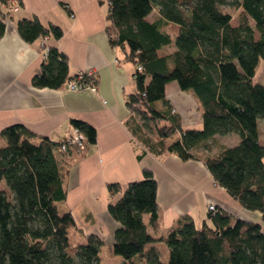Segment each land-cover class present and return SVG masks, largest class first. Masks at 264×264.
Returning <instances> with one entry per match:
<instances>
[{
	"label": "trees",
	"instance_id": "obj_1",
	"mask_svg": "<svg viewBox=\"0 0 264 264\" xmlns=\"http://www.w3.org/2000/svg\"><path fill=\"white\" fill-rule=\"evenodd\" d=\"M98 3L106 7L109 43L121 48L134 65L135 90L125 98L130 113L126 124L140 154L199 160L201 144L215 135L235 133V145L219 146L202 160L217 186L243 208L261 214V222H247L215 207L208 209L209 223L197 227L185 215L155 238L148 226L154 231L159 227L157 182L151 170L143 169L140 180L123 187L107 185L112 197L119 195L107 206L119 223L109 244L111 253L120 256L117 264H264V144L258 131V121L264 118V78L253 81L259 63H264V0ZM225 5L238 11L235 23L221 9ZM9 6V0H0V36ZM153 9L159 17L150 22L146 17ZM16 30L28 43L41 38V49L47 51L32 86H64L72 77L68 58L45 43L50 36L60 38L62 29L45 27L32 17L17 20ZM170 81L197 98L200 129H182L178 115L169 109L165 86ZM160 102L165 110L157 109ZM70 122L86 145L95 143L94 127L80 119ZM176 133L179 136L172 139ZM61 144L37 137L20 123L0 131V264H102L105 242L100 236L71 240L70 229L77 228L70 211L61 209L65 169L56 155L78 150L61 151ZM155 242L164 244L167 261Z\"/></svg>",
	"mask_w": 264,
	"mask_h": 264
},
{
	"label": "crops",
	"instance_id": "obj_2",
	"mask_svg": "<svg viewBox=\"0 0 264 264\" xmlns=\"http://www.w3.org/2000/svg\"><path fill=\"white\" fill-rule=\"evenodd\" d=\"M18 3L0 36V131L20 123L37 137L61 141L71 132V119H80L96 131L94 144L56 155L65 169L66 196L61 209L70 211L77 228L70 229L72 234L81 241L87 234H97L109 245L119 223L109 215L107 206L119 195L112 197L107 185L118 183L123 187L140 180L143 169L151 170L157 182L159 227L154 231L148 226L155 238L166 234L185 215L191 216L195 225L196 218L199 223H209L210 204L243 221L261 222L260 212L243 208L215 184L202 160L206 154L217 152L219 146L235 145L239 141L235 133L215 135L201 144L203 154L199 160L184 161L175 154L158 156L149 151L140 154L126 124L130 113L125 98L135 90L134 65L121 48L109 43L104 5L98 0H18ZM32 17L45 27L54 24L62 29L60 38L50 36L45 43L66 54L69 77L79 70L94 69L96 93L69 91L65 85L58 89L32 86L31 79L40 71L43 61L42 39L28 43L16 30L17 20ZM158 17L153 9L146 19L152 22ZM263 78L256 71L253 81L262 82ZM165 96L182 129L201 128V107L191 91L181 90L176 81H170L165 86ZM157 107L160 111L166 109L161 102ZM258 131L259 141L264 144V118L258 121ZM178 136L176 133L172 139ZM161 245L164 247L162 242L154 243L157 248Z\"/></svg>",
	"mask_w": 264,
	"mask_h": 264
},
{
	"label": "built area",
	"instance_id": "obj_3",
	"mask_svg": "<svg viewBox=\"0 0 264 264\" xmlns=\"http://www.w3.org/2000/svg\"><path fill=\"white\" fill-rule=\"evenodd\" d=\"M10 6L3 13L4 22L10 23V12L15 11L19 4L17 0H9ZM47 51H43V57H46ZM140 69V68H139ZM65 86L69 91H81L88 90L92 93H96V73L94 69H84L77 71L69 80L66 81ZM105 102V100H103ZM60 150L64 151L67 147H72L75 150H82L86 146L84 135L75 127L71 129L68 135L62 140ZM209 210H214L213 204L208 205Z\"/></svg>",
	"mask_w": 264,
	"mask_h": 264
},
{
	"label": "rangeland",
	"instance_id": "obj_4",
	"mask_svg": "<svg viewBox=\"0 0 264 264\" xmlns=\"http://www.w3.org/2000/svg\"><path fill=\"white\" fill-rule=\"evenodd\" d=\"M221 9H223L224 11L229 12L231 14L232 18H233L232 22L235 23L236 18H237V15H238V11H236L233 7H230L228 5L222 6ZM10 21H11V15H10ZM257 72H258V76H261V78H262L263 75H264V63L263 62H260L259 63V66L257 68ZM202 154L203 153H202L201 149L199 148V150L196 151V155L197 156H202ZM195 221H196L197 227H200L202 225L201 222L199 223L197 221V218H196ZM78 239L79 238L77 236H75L74 234H72V236H71L72 242L73 241L74 242L79 241ZM160 250H161L160 251L161 252V259L163 261H167V259H168V253H167L166 249L163 247V245L160 246ZM100 257H101V263L102 264H117L118 263L117 260H120V256H117V255H114V254L111 253L108 244H105L101 248Z\"/></svg>",
	"mask_w": 264,
	"mask_h": 264
}]
</instances>
